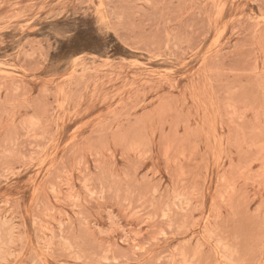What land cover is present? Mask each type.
Here are the masks:
<instances>
[{
    "label": "rangeland",
    "instance_id": "rangeland-1",
    "mask_svg": "<svg viewBox=\"0 0 264 264\" xmlns=\"http://www.w3.org/2000/svg\"><path fill=\"white\" fill-rule=\"evenodd\" d=\"M0 264H264V0H0Z\"/></svg>",
    "mask_w": 264,
    "mask_h": 264
}]
</instances>
